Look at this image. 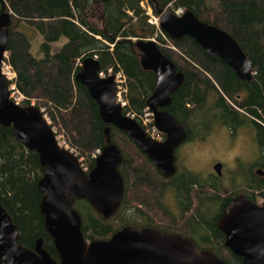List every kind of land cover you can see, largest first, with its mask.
<instances>
[{
    "label": "trees",
    "instance_id": "16d2710c",
    "mask_svg": "<svg viewBox=\"0 0 264 264\" xmlns=\"http://www.w3.org/2000/svg\"><path fill=\"white\" fill-rule=\"evenodd\" d=\"M142 2L157 16L156 5L173 12L188 9L201 21L228 32L251 61L252 79H239L187 36L163 38L148 23ZM2 7L10 15L4 60L15 74L8 85L14 83L27 98L20 106L33 102L43 110L55 135L72 148L86 173L97 150L105 145V125L97 103L75 75L87 56L96 57L103 74L109 69L122 71L128 101L123 113L140 114L147 107L156 77L141 64L138 40L155 38L161 53L183 74V83L170 95L166 109L183 126L186 141L205 139L216 124L232 134L243 127L253 130L257 160L244 169V185H238L236 175H231L224 190L210 177L187 168L163 177L127 134L110 125V140L122 154L117 167L125 183L122 202L108 219H101L86 200L73 204L87 241L106 240L125 225L149 226L189 236L199 248L210 249L227 264H242L224 245V235L211 219V205H215L217 219L235 195L243 194L257 203L264 198V174L252 170L256 166L264 172V0H0ZM31 32L41 36L36 46ZM43 171L36 152L19 143L11 127L0 124V203L18 227L20 244L33 249L41 237L43 247L58 260L39 209L43 193L37 183ZM169 194L177 206L176 217L171 216Z\"/></svg>",
    "mask_w": 264,
    "mask_h": 264
},
{
    "label": "water",
    "instance_id": "95a60500",
    "mask_svg": "<svg viewBox=\"0 0 264 264\" xmlns=\"http://www.w3.org/2000/svg\"><path fill=\"white\" fill-rule=\"evenodd\" d=\"M160 30L171 40L187 36L206 54L219 58L241 80L252 79V63L239 43L225 30L201 21L193 12L180 15L170 8L160 9ZM10 15L0 9V124L11 127L14 138L38 155L43 174L38 189L43 193L39 209L45 232L52 239L58 260L36 240L33 249L19 243L18 227L0 203V264H227L213 251L199 248L196 242L177 233L152 227L125 225L106 240H85L81 217L73 209L75 200H86L101 219L118 210L125 183L117 167L122 160L119 148L110 140L109 126L117 128L134 142L165 178L177 169L175 151L186 140V132L167 111L170 95L183 83V74L159 50L153 39L138 40L141 64L156 77V85L147 99L154 124L165 135L163 141L148 137L135 119L122 114L116 102L114 75L101 76L96 57H84L75 80L98 105L105 125L106 142L86 173L79 159L62 147L56 135L35 106L22 107L10 99L8 80L2 71L7 52ZM219 172V167H215ZM260 176L264 172L258 168ZM218 229L224 245L242 264H264V198L260 203L243 194L235 195L220 213Z\"/></svg>",
    "mask_w": 264,
    "mask_h": 264
},
{
    "label": "rangeland",
    "instance_id": "374dc122",
    "mask_svg": "<svg viewBox=\"0 0 264 264\" xmlns=\"http://www.w3.org/2000/svg\"><path fill=\"white\" fill-rule=\"evenodd\" d=\"M29 34L32 37H34V33L33 32H31ZM151 39L155 40L154 38H150V40ZM41 40H42L41 36L38 33H35V37L32 39V41L34 42V45L36 46L37 42L39 41V43H40ZM63 42H64V39L61 40L59 42V44H62ZM35 50H36V48L33 49L34 54L38 55V50H37V52H35ZM5 56L7 57V52L5 53ZM10 72L14 73L11 68H10ZM8 77L12 80V79H14L15 75H12V74L9 75L8 74ZM45 119L47 120L46 117H45ZM47 122L50 125L49 120H47ZM52 129L55 132L54 128H52ZM221 130H227V129H226L225 126H223L221 124H216L211 129L210 135H212V134H214V133H216L218 131H221ZM236 136H240L242 138V140L244 141V143L246 144V152H247V154H246V157L243 160H238L237 161V167L235 169H232V168L228 167L227 165L219 162L221 164L220 165V173L217 175L215 173V171L213 170L212 164L214 162H218V161L212 160V161L208 162L205 166H203L201 169L196 171V172H199V173H201L203 175H207V176L211 175V181H214L217 184H219L224 190L228 189V187H229V183H230L229 179H230V176H231L229 171H232V172H235L236 174H238V175L235 176L238 185H241L242 183L244 185L245 184L244 183V179H242V178H244V175H243L244 173L243 172L246 170V168L249 165H251L252 163H255V161L257 160L258 150H257V145H256V141H255V138H254L253 130L248 128V127H243L241 129H239L236 133L231 135L232 139H235ZM56 137H57V140L60 143V145L64 146L67 149H72L65 143V141L62 139V137L60 135H56ZM189 143L190 142H184L176 151V154L178 152V156H179L178 157V169H183L184 167H186V164H185L186 146ZM186 168L189 169L188 167H186ZM255 169H256V167H255ZM84 170L86 171L87 168L84 167ZM245 173H247V172H245ZM214 174L217 175L218 177H214L213 176ZM246 179H247V177H246ZM257 201H258V203L261 202V200H259V199ZM168 204H169V207H170L171 216H175V217L178 216L179 213H178V210L175 207L174 203L169 202Z\"/></svg>",
    "mask_w": 264,
    "mask_h": 264
},
{
    "label": "clouds",
    "instance_id": "9594fccd",
    "mask_svg": "<svg viewBox=\"0 0 264 264\" xmlns=\"http://www.w3.org/2000/svg\"><path fill=\"white\" fill-rule=\"evenodd\" d=\"M246 144L240 136L232 139L228 130L218 131L205 139H194L186 146L185 164L190 171H198L216 160L235 169L237 161L246 157Z\"/></svg>",
    "mask_w": 264,
    "mask_h": 264
},
{
    "label": "built area",
    "instance_id": "2783aa9c",
    "mask_svg": "<svg viewBox=\"0 0 264 264\" xmlns=\"http://www.w3.org/2000/svg\"><path fill=\"white\" fill-rule=\"evenodd\" d=\"M142 8L145 10L146 15L148 16V22L156 27V29L159 31V33L162 35L163 38H166V34H164L160 28H159V17L153 14L151 8L146 5L145 3H141ZM177 15H180L183 11L182 9L178 8L174 11ZM155 39V38H154ZM156 41V40H155ZM10 70V66L6 64V62H3V67L2 71ZM114 75V80L116 84V92H115V97H116V102L120 104L122 113L123 110L128 106V101L126 98V93H127V86H126V78L125 75L123 74L122 71L118 70L116 72H112L111 69L108 70L106 74H103L100 72L101 76H107V75ZM14 75V73H12ZM10 99L20 105L23 100L27 99L15 86L14 83H12L10 86ZM31 105H33V102H31ZM41 112L43 111L42 109L40 110ZM123 115L135 119L138 124L141 126L143 131L146 133L148 137L151 139L158 141L162 139V134L161 132L157 129V127L154 124V119H153V114L151 110L148 108V106L140 113L136 114L135 112L127 111L123 113ZM57 138V137H56ZM60 144V143H59ZM62 146V145H61ZM64 147V146H62ZM65 148V147H64ZM71 152L72 150L69 149ZM73 153V152H72ZM97 153L99 154V151L97 150ZM96 157V155H94Z\"/></svg>",
    "mask_w": 264,
    "mask_h": 264
},
{
    "label": "flooded vegetation",
    "instance_id": "af4514ba",
    "mask_svg": "<svg viewBox=\"0 0 264 264\" xmlns=\"http://www.w3.org/2000/svg\"><path fill=\"white\" fill-rule=\"evenodd\" d=\"M186 132V131H185ZM231 133V132H230ZM161 134H162V139L161 140H158V141H163L164 139H165V135L161 132ZM231 135H233L232 133H231ZM187 138V137H186ZM184 142H192V141H184ZM183 142V143H184ZM182 143V144H183ZM181 144V145H182ZM180 145V146H181ZM179 146V147H180ZM178 147V148H179ZM177 148V149H178ZM177 149H176V151H177ZM176 151H175V165H176V163L178 164V152H177V154H176ZM220 163L219 162H214L213 164H212V166H213V170L215 171V173L218 175L219 173H220ZM216 166H218L219 167V172H216V170H215V167ZM255 167L256 166H254V167H252V170L256 173V169H258V167H256V169H255ZM184 168H186V167H184ZM176 169H177V171H178V167L176 166ZM243 169V168H242ZM176 171V172H177ZM196 172V171H195ZM197 173H199V172H197ZM229 173L231 174V175H238V174H236L235 172H232V171H229ZM244 173V172H243ZM176 174V173H175ZM174 174V175H175ZM199 174H201V173H199ZM204 178H207V179H209V177L211 178V175H209V176H207V175H203V174H201ZM217 175H213L214 177H218ZM244 175V174H243ZM242 176V175H241ZM172 177V176H171ZM167 178H169V177H167ZM263 199V198H262ZM262 199H261V201H262ZM230 201V200H229ZM228 201V202H229ZM167 202L169 203V202H172V203H174V205H175V207L177 208V206H176V203H175V201H174V198L172 197V195H168L167 196ZM257 203V202H256ZM225 207V206H224ZM223 207V208H224ZM223 208L221 209V211L223 210ZM215 205L214 204H212L211 205V219H213V220H216V227H217V223H218V219H219V216H220V214L218 215V217H217V219H216V216H215V214H214V211H215ZM221 211H220V213H221ZM143 227H149V226H143ZM217 229H218V227H217ZM219 230V229H218ZM168 233V232H167ZM178 234V233H177ZM223 234V233H222ZM182 235V234H181ZM183 236H185V235H183ZM189 237V236H188ZM191 238V237H190ZM193 239V238H192ZM213 240V238H211V241ZM197 244V243H196Z\"/></svg>",
    "mask_w": 264,
    "mask_h": 264
},
{
    "label": "bare ground",
    "instance_id": "6f19581e",
    "mask_svg": "<svg viewBox=\"0 0 264 264\" xmlns=\"http://www.w3.org/2000/svg\"><path fill=\"white\" fill-rule=\"evenodd\" d=\"M147 5V4H146ZM149 6V5H148ZM150 7V6H149ZM151 8V7H150ZM152 10V9H151ZM175 13V12H174ZM154 14V13H153ZM157 16V15H156ZM148 17V16H147ZM158 17H159V15H158ZM148 21V20H147ZM149 23V22H148ZM160 28V27H159ZM6 58V57H5ZM3 62H5V60L3 61ZM7 64V63H6ZM2 67H3V65H2ZM8 74L10 75V74H12L11 72H10V70H8L7 68H6V70L4 71V75H5V77L7 78V80H11L9 77H8ZM15 75V74H14Z\"/></svg>",
    "mask_w": 264,
    "mask_h": 264
}]
</instances>
